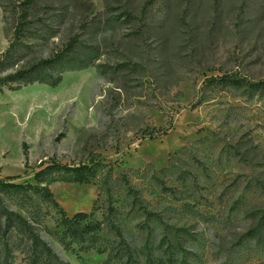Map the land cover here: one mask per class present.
<instances>
[{"label": "rangeland", "instance_id": "rangeland-1", "mask_svg": "<svg viewBox=\"0 0 264 264\" xmlns=\"http://www.w3.org/2000/svg\"><path fill=\"white\" fill-rule=\"evenodd\" d=\"M32 1L22 65L75 40L58 69L88 68L63 73L55 88L0 92V179L33 183L50 161L94 165L91 184L49 189L67 217L102 220L114 209L115 229L101 236L111 257L118 231L136 264H264L248 236L264 209V0ZM14 2L0 0L9 11L3 20L0 7V56L13 40ZM222 76L241 86L204 87ZM38 230L63 262H127L72 255ZM6 236L8 263L27 264L28 243Z\"/></svg>", "mask_w": 264, "mask_h": 264}, {"label": "trees", "instance_id": "trees-1", "mask_svg": "<svg viewBox=\"0 0 264 264\" xmlns=\"http://www.w3.org/2000/svg\"><path fill=\"white\" fill-rule=\"evenodd\" d=\"M3 13V20H6V13L9 11L0 4ZM32 0H15L11 9L14 18L13 40L8 48L0 56V92L3 89L8 91H21L23 88L33 84L47 85L55 88L62 81V74L65 72H78L88 67L67 65L61 69L58 66L67 58L75 48V40H71L65 49L49 59L39 60L28 65H22L24 61L23 50L28 48L25 40L27 33L34 29L35 23L31 9ZM16 68V69H15ZM9 72H13L9 74ZM231 84L239 87V80L229 76L208 78L204 87L225 86ZM256 88L264 89V82L257 83ZM170 126L165 130L156 133H149L148 139H155L165 135ZM24 167L28 168V147L22 144ZM42 169L33 173V183L17 184V178L4 177L0 179V222L3 220V231L0 232L3 240L0 251V264H9L10 247L7 234L16 232L28 243L27 264H69L61 261L52 248L39 236L38 228L48 234L67 253L78 255L94 251L97 255L107 253V262L123 261L125 264H136L131 261V254L126 244L121 240V234L114 231L119 239L117 249H113L114 256L111 257L110 250L102 240L103 227L114 228L111 221L114 209L107 208L102 220H97L93 213H76L67 217L65 212L59 208L53 199L49 187L57 182L68 184L89 185L95 179L96 169L94 165L68 166L57 162H48ZM40 167V168H41ZM264 193V187L262 188ZM14 200V208L17 212L8 210L9 204L3 196ZM45 208V209H43ZM44 210V212H43ZM53 212V214H51ZM146 216L149 214H145ZM256 224L249 230L248 236L254 240L257 246L264 248V209L256 214ZM50 218L55 230L51 231L45 224ZM1 229V228H0ZM0 235V237H1ZM79 258V257H78ZM114 258V259H112Z\"/></svg>", "mask_w": 264, "mask_h": 264}]
</instances>
